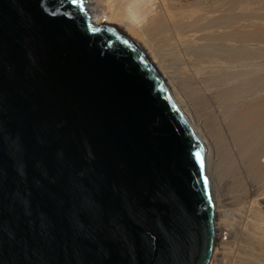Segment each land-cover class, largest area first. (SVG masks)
<instances>
[{
  "label": "water",
  "instance_id": "95a60500",
  "mask_svg": "<svg viewBox=\"0 0 264 264\" xmlns=\"http://www.w3.org/2000/svg\"><path fill=\"white\" fill-rule=\"evenodd\" d=\"M205 145L85 0H0V264H209Z\"/></svg>",
  "mask_w": 264,
  "mask_h": 264
},
{
  "label": "bare ground",
  "instance_id": "6f19581e",
  "mask_svg": "<svg viewBox=\"0 0 264 264\" xmlns=\"http://www.w3.org/2000/svg\"><path fill=\"white\" fill-rule=\"evenodd\" d=\"M85 1L97 25L131 38L159 74L205 145L216 210L238 212V226L221 227L248 264H264V0L247 9H232L239 0Z\"/></svg>",
  "mask_w": 264,
  "mask_h": 264
},
{
  "label": "rangeland",
  "instance_id": "374dc122",
  "mask_svg": "<svg viewBox=\"0 0 264 264\" xmlns=\"http://www.w3.org/2000/svg\"><path fill=\"white\" fill-rule=\"evenodd\" d=\"M230 1L231 0H227V6L232 5L231 4L232 2ZM237 3L236 5L235 4L232 5L233 6L232 9L233 8L235 9L236 8L235 6L238 7L236 9H242V8L247 9V8L254 7V5H252L249 0H239ZM257 9H261L260 11L264 12V7H258ZM176 10L178 11L179 9H176ZM126 33L129 36L134 37L132 32L127 31ZM180 95L181 93H179V97ZM235 210L236 209L234 208V212ZM236 212L234 213V215L232 214L230 218L228 217L224 219L220 211L216 210L215 227L217 224L218 225L217 232H220V231L221 232L219 233V236L217 237V239H215L213 254H212L211 261L209 264H248V259H247L248 252L246 251L247 250L246 247H243L239 241L237 242L229 241L230 237H229V233H228L229 231L227 229V226L225 228L221 227V224L224 221H226L224 223H227L229 225L232 224V228H233V225H234V228L238 226V224H240L239 222L240 219L238 216V212L237 214ZM227 220L229 221V223Z\"/></svg>",
  "mask_w": 264,
  "mask_h": 264
},
{
  "label": "snow or ice",
  "instance_id": "6c2138e0",
  "mask_svg": "<svg viewBox=\"0 0 264 264\" xmlns=\"http://www.w3.org/2000/svg\"><path fill=\"white\" fill-rule=\"evenodd\" d=\"M73 2H77V0H73Z\"/></svg>",
  "mask_w": 264,
  "mask_h": 264
}]
</instances>
